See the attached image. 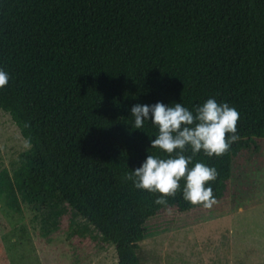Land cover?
<instances>
[{"label":"trees","instance_id":"16d2710c","mask_svg":"<svg viewBox=\"0 0 264 264\" xmlns=\"http://www.w3.org/2000/svg\"><path fill=\"white\" fill-rule=\"evenodd\" d=\"M0 69L9 74L0 110L30 147L13 176L0 171V199L16 213L19 193L66 204L115 248L117 264H139V244L163 231L152 220L205 209L183 199V178L166 206L125 179L147 155L168 158L151 148V120L133 127V105L234 107L240 138L227 153L182 154L189 169H217L206 185L216 204L240 208L257 191L264 0H0Z\"/></svg>","mask_w":264,"mask_h":264},{"label":"rangeland","instance_id":"374dc122","mask_svg":"<svg viewBox=\"0 0 264 264\" xmlns=\"http://www.w3.org/2000/svg\"><path fill=\"white\" fill-rule=\"evenodd\" d=\"M29 148L0 110V171L13 176ZM257 175L256 193L240 208L222 202L152 220L163 231L139 244V264H264V168ZM18 196L19 213L0 199V264H117L115 248L66 204Z\"/></svg>","mask_w":264,"mask_h":264},{"label":"clouds","instance_id":"9594fccd","mask_svg":"<svg viewBox=\"0 0 264 264\" xmlns=\"http://www.w3.org/2000/svg\"><path fill=\"white\" fill-rule=\"evenodd\" d=\"M8 82L9 74L0 69V89H4ZM131 116L135 129L143 128L145 121L151 120V124L158 128L151 148L159 149L168 158L147 155L143 164L126 174L125 179L131 181L138 190L158 193L155 203L166 206L168 198H174L180 190L179 182L183 178V199L193 206L212 208L217 201L213 189L206 185L217 179V169L203 163H196L189 169L192 156L185 157L182 153L190 147L193 156L201 151L208 157L223 156L231 144L240 138L236 134L238 111L227 103H217L214 98H210L197 107L195 113L181 103L165 106L157 102L151 106L133 105Z\"/></svg>","mask_w":264,"mask_h":264}]
</instances>
